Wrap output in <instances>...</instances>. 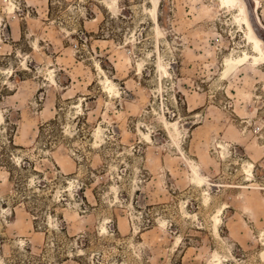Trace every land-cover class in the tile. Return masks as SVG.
Instances as JSON below:
<instances>
[{"label":"rangeland","instance_id":"1","mask_svg":"<svg viewBox=\"0 0 264 264\" xmlns=\"http://www.w3.org/2000/svg\"><path fill=\"white\" fill-rule=\"evenodd\" d=\"M240 2L0 0V264H264Z\"/></svg>","mask_w":264,"mask_h":264},{"label":"bare ground","instance_id":"2","mask_svg":"<svg viewBox=\"0 0 264 264\" xmlns=\"http://www.w3.org/2000/svg\"><path fill=\"white\" fill-rule=\"evenodd\" d=\"M225 4H227V5H233V4H239L240 5V10L242 11V13L244 12V5L240 2V0H222ZM155 4H156V2H155ZM157 6V5H156ZM153 10V12L156 10V9H152ZM157 12V11H156ZM245 13V12H244ZM156 15V14H155ZM245 20H246V18H244ZM157 20V19H156ZM158 24V23H157ZM250 36H251V38H252V41L254 42V44H255V46L257 47V49L259 50V52L261 53V56H263L264 57V47H263V44H262V42H261V40L258 38V37H256V36H254L252 33L250 34ZM249 54V53H248ZM259 56V55H258ZM257 55L255 56H247L248 58L250 57V58H253V59H259V57H258ZM248 58H246V56H245V58H241L242 59V61H245L246 59H248ZM227 59H230V58H227ZM240 59V58H239ZM240 59V60H241ZM233 60H231L230 59V61L228 62V69H227V72H231V71H233V69L235 68V63H231ZM237 61V60H236ZM239 61V60H238ZM255 62H258V61H255ZM228 74V73H227ZM109 81V80H108ZM177 124V123H176ZM221 145V144H220ZM194 172L196 173V177H197V179L200 181V182H203V181H205V177L204 176H202V174H200V172H199V170L198 169H196V167H194ZM252 175V174H251Z\"/></svg>","mask_w":264,"mask_h":264}]
</instances>
